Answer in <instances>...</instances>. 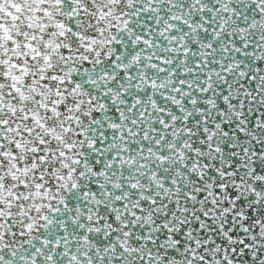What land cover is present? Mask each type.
<instances>
[{
  "label": "snow or ice",
  "instance_id": "snow-or-ice-1",
  "mask_svg": "<svg viewBox=\"0 0 264 264\" xmlns=\"http://www.w3.org/2000/svg\"><path fill=\"white\" fill-rule=\"evenodd\" d=\"M0 264H264V0H0Z\"/></svg>",
  "mask_w": 264,
  "mask_h": 264
}]
</instances>
